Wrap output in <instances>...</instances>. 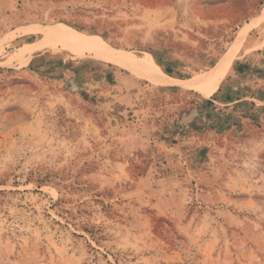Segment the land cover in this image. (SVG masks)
I'll return each instance as SVG.
<instances>
[{
    "label": "rangeland",
    "instance_id": "1",
    "mask_svg": "<svg viewBox=\"0 0 264 264\" xmlns=\"http://www.w3.org/2000/svg\"><path fill=\"white\" fill-rule=\"evenodd\" d=\"M263 10L0 0V264H264ZM58 24L172 83L61 45L18 66ZM235 45L211 97L187 85Z\"/></svg>",
    "mask_w": 264,
    "mask_h": 264
},
{
    "label": "bare ground",
    "instance_id": "2",
    "mask_svg": "<svg viewBox=\"0 0 264 264\" xmlns=\"http://www.w3.org/2000/svg\"><path fill=\"white\" fill-rule=\"evenodd\" d=\"M262 17H264V10ZM247 30V27H244L239 32L236 39L239 43L244 40ZM53 45H61L76 53L88 55L94 59L119 66L137 78L154 85H170L172 83L150 56H144L140 59L130 53L114 50L99 37L80 34L70 30L67 26L59 24L51 27L37 44L27 47L20 54L17 65L21 67L25 66L33 55ZM235 46L233 48L230 47L223 58L207 75L190 80L187 85L199 92L203 97H211L219 88L221 81L225 78L233 63L239 49V45ZM1 52L2 47L0 46V55Z\"/></svg>",
    "mask_w": 264,
    "mask_h": 264
},
{
    "label": "trees",
    "instance_id": "3",
    "mask_svg": "<svg viewBox=\"0 0 264 264\" xmlns=\"http://www.w3.org/2000/svg\"><path fill=\"white\" fill-rule=\"evenodd\" d=\"M164 71H165V73H166V74H168V75H171V74H172V73H171V71H170V70H168V68H165V70H164Z\"/></svg>",
    "mask_w": 264,
    "mask_h": 264
}]
</instances>
